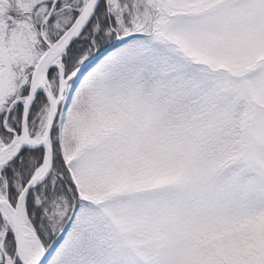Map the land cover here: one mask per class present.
Segmentation results:
<instances>
[{
	"label": "snow or ice",
	"instance_id": "1",
	"mask_svg": "<svg viewBox=\"0 0 264 264\" xmlns=\"http://www.w3.org/2000/svg\"><path fill=\"white\" fill-rule=\"evenodd\" d=\"M0 264H264V0H0Z\"/></svg>",
	"mask_w": 264,
	"mask_h": 264
}]
</instances>
